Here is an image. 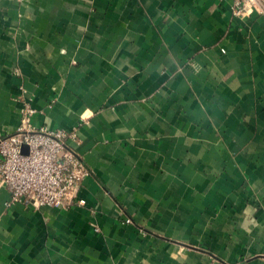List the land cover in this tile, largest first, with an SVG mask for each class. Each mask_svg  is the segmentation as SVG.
Instances as JSON below:
<instances>
[{
    "label": "crops",
    "instance_id": "crops-1",
    "mask_svg": "<svg viewBox=\"0 0 264 264\" xmlns=\"http://www.w3.org/2000/svg\"><path fill=\"white\" fill-rule=\"evenodd\" d=\"M234 0H0V136L75 134L85 205L9 206L0 264H264V15Z\"/></svg>",
    "mask_w": 264,
    "mask_h": 264
},
{
    "label": "built area",
    "instance_id": "built-area-1",
    "mask_svg": "<svg viewBox=\"0 0 264 264\" xmlns=\"http://www.w3.org/2000/svg\"><path fill=\"white\" fill-rule=\"evenodd\" d=\"M232 10L239 18L254 11L264 15V0H234ZM35 113V109L25 103L17 132L0 136V182L9 194L7 204L26 203L36 209L61 210L85 205L77 194L90 171L69 144L76 135L34 127ZM24 146L28 148L27 153L23 151Z\"/></svg>",
    "mask_w": 264,
    "mask_h": 264
},
{
    "label": "water",
    "instance_id": "water-1",
    "mask_svg": "<svg viewBox=\"0 0 264 264\" xmlns=\"http://www.w3.org/2000/svg\"><path fill=\"white\" fill-rule=\"evenodd\" d=\"M23 151H24L25 153L28 152V148H27V146H24V147H23Z\"/></svg>",
    "mask_w": 264,
    "mask_h": 264
}]
</instances>
